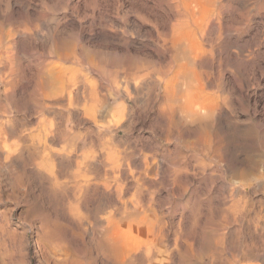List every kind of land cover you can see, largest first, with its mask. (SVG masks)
Segmentation results:
<instances>
[{
	"label": "rangeland",
	"instance_id": "374dc122",
	"mask_svg": "<svg viewBox=\"0 0 264 264\" xmlns=\"http://www.w3.org/2000/svg\"><path fill=\"white\" fill-rule=\"evenodd\" d=\"M190 1L193 0H184V5L197 28H191L193 33L188 30L185 40L193 57L201 59H196L194 74H188L190 70L185 66L181 73L174 74L172 90L179 84L182 89L187 80L193 82L191 98L202 104L197 107L210 106L217 112L209 125L183 122L184 113L178 109L174 113L176 121L174 117L171 122L167 110L160 107L167 99L168 78L164 63L162 69L154 61L169 59V54L162 51L160 55L159 49L166 36V24L174 18L172 0H0V264H264V81H253L250 72L254 60L264 71V34L257 30L264 27V0H219L217 6L208 7L211 19L221 6L225 7V20L231 17L227 20L228 30L213 33L214 38L210 36L215 44L219 41L217 45L222 49L215 46L218 52L208 50L210 41H205L200 32L207 14L204 0ZM219 52L222 56H214ZM235 58L243 59L247 66L238 70ZM115 62L122 65L118 67ZM138 70L148 74V81L135 83L133 74ZM179 73L189 79L184 83ZM93 96L102 103L99 112L109 111L107 120L101 119L98 111L97 118L92 114ZM178 98L179 102L185 99L180 95ZM218 128L224 129L219 133ZM53 139L57 143L65 141L67 152L63 151L70 153L69 158L63 153L50 161L44 147ZM106 153H113L117 163H109ZM82 155L94 159V164L78 167L76 162L82 161ZM43 166L53 169L54 176H49ZM112 166L117 168L116 178L110 172ZM112 241L121 245L114 246ZM117 254L122 255L121 260Z\"/></svg>",
	"mask_w": 264,
	"mask_h": 264
},
{
	"label": "bare ground",
	"instance_id": "6f19581e",
	"mask_svg": "<svg viewBox=\"0 0 264 264\" xmlns=\"http://www.w3.org/2000/svg\"><path fill=\"white\" fill-rule=\"evenodd\" d=\"M132 1H134V0H132ZM137 1V0H136ZM165 1V0H164ZM173 1V4L175 5V11H174V18L171 20L170 19V21H169V24H166L167 25V29L166 28H164V30L166 31L165 33H166V36L165 35H161V34H159V35H161L162 37H164L165 36V38L164 39H161L162 40V45L160 46V44H158L157 42H160L159 41V39L158 38H156L158 41L156 42V44H158L159 46H160V48L161 49H159V50H161V53H160V55L162 54V51L164 52V54H169V59L167 60V61H165V59L163 60V61H154V65L156 66V67H161L162 68V66H163V63H164V66H163V68L165 69V73H166V76H167V78H168V82H167V84H168V88H167V95H165L166 97L165 98H167L166 99V101L165 102H163V103H159L160 104V107L162 108V109H165V111H166V113H168V115H170V118L171 119H169V120H171V122L173 121V118L175 117V115L177 114L176 112V110L178 109L179 111L180 110H182L183 111V113H184V115H185V117H184V115H183V117H182V120H183V122H199V123H201V125L203 124V125H209V122H211L213 119H214V117H215V119H216V113H215V111H213V109L212 108H210V106H208V107H204V105L202 106V108L200 107V106H198L197 107V102L196 101H194V100H192V98H191V95H192V93H191V91H192V88H193V86L191 87V84L193 83H190L191 81H189V80H187V84L181 89L180 87L182 86H180V84H179V86L177 85L176 87V90H172L173 88H175V87H173L174 85H173V82L176 80V77L174 76V74L175 75H178V73L177 72H180L181 70H182V68L185 66L186 68H188L189 70H190V72L188 73V74H190L191 72H193V74H194V72L196 71V68H197V66H195L196 65V59H201V58H194L193 57V53H192V48L190 47V45L188 44V42H187V40H185L186 38H185V35H187L188 33V30H190L189 31V33H193V29L191 30V28H193L194 26H193V23L191 22V18H190V16H189V8H187V7H185V3H184V0H172ZM194 1V0H193ZM193 1H190V3H192ZM196 1V0H195ZM121 3H122V1H120ZM141 2V1H140ZM146 2V1H145ZM160 2V1H159ZM158 2V3H159ZM163 2V1H162ZM169 2V1H168ZM199 2V1H198ZM220 1L219 0H204V9H203V7L201 8V10L203 9L204 10V12L205 13H207V9H209L208 7L209 6H217L218 5V3H219ZM226 2V1H225ZM233 2V1H232ZM137 3V2H136ZM158 3H156L157 5H158ZM161 3V2H160ZM172 3V2H171ZM171 3L169 4V5H171ZM175 3H177V4H175ZM144 4V3H143ZM146 4V3H145ZM153 4V3H152ZM167 4V3H166ZM136 5V4H135ZM156 5V6H157ZM162 5V4H161ZM169 5H167V6H169ZM228 5V4H227ZM134 6V5H133ZM143 6V5H142ZM151 6V5H150ZM149 6V7H150ZM173 6V5H172ZM172 6H170V7H172ZM193 6V5H192ZM198 6H199V4H198ZM148 7V6H147ZM155 7V6H154ZM151 8V7H150ZM158 8H160V6L158 7ZM161 8H163V7H161ZM172 8H174V7H172ZM228 8V7H227ZM231 8H233V7H231ZM137 9V8H136ZM143 9V8H142ZM167 9V8H166ZM192 9V8H191ZM216 9V8H215ZM218 9V8H217ZM255 9V8H254ZM135 10V9H134ZM189 10V11H188ZM200 10V9H199ZM225 10V7L224 6H221V7H219V10L218 11H216V14H215V16H214V18L213 19H211V14H209V13H207V14H209L210 16V18L209 17H207V14H204L205 15V20H203V22H202V24H201V27H200V32H201V34H202V37L204 38V40L205 41H210V43H209V47L210 48H208V50L209 51H211L210 49H212V48H214V50H216L215 48H217V47H215V46H218L220 43H219V41L217 42V43H219L218 45H217V43L215 44V42H216V40L214 39L213 40V38H214V36H212V34L213 33H215V32H219V33H217V35L218 34H221V33H223V31L225 30L226 31V29H227V20H228V18H227V20H225V18H224V13H223V11ZM238 10V9H237ZM151 11V10H150ZM155 11H156V7H155ZM168 11V10H167ZM192 11H194L195 12V10L193 9ZM197 11V10H196ZM215 11H213V13L215 12ZM247 11V10H246ZM257 11V10H256ZM134 12V11H133ZM149 12V11H148ZM152 12V11H151ZM171 12H172V10H171ZM199 12V11H198ZM198 12H197V14H198ZM201 12V11H200ZM229 12V11H228ZM233 12V11H232ZM240 12V11H239ZM239 12H237V13H239ZM122 14L124 13L123 11L121 12ZM141 13V12H140ZM139 13V14H140ZM153 13V12H152ZM157 13V12H156ZM165 13V12H164ZM170 13V12H169ZM135 14V13H134ZM138 14V13H137ZM146 14V13H145ZM148 14H150V13H148ZM159 14V13H158ZM157 14V15H158ZM201 14H203V11H202V13ZM226 14V13H225ZM263 14V13H262ZM143 15V14H142ZM166 15V14H165ZM193 16L195 15V14H192ZM199 15V14H198ZM230 15V14H229ZM238 15V14H237ZM240 15V14H239ZM238 15V16H239ZM251 15V14H250ZM257 15V14H256ZM120 16V15H119ZM123 16V15H122ZM149 16V15H148ZM162 16V15H161ZM192 16V17H193ZM263 16V15H262ZM126 17V16H125ZM127 17H128V15H127ZM152 16H150V18H151ZM233 17V16H232ZM119 18H122V17H119ZM149 18V17H148ZM147 18V19H148ZM158 18V17H157ZM194 18V17H193ZM231 18V17H230ZM229 18V19H230ZM234 18V17H233ZM123 19H125V18H123ZM156 19V18H155ZM167 19H169V18H167ZM210 19V20H209ZM151 20V19H150ZM149 20V21H150ZM166 20V19H165ZM242 20V19H241ZM264 20V19H263ZM121 21V20H120ZM151 21H153V20H151ZM159 22H161L160 20H158ZM168 21V20H167ZM230 21V20H229ZM244 21V20H243ZM245 21H246V19H245ZM125 22V21H124ZM128 22V21H127ZM157 22V21H156ZM233 22H235V21H233ZM122 23H123V20H122ZM148 23V22H147ZM236 23H238V22H236ZM247 23V22H246ZM245 23V24H246ZM253 23V22H252ZM124 24V23H123ZM125 24H126V22H125ZM143 24H144V22H143ZM142 24V25H143ZM155 24V23H154ZM156 24H158V23H156ZM162 24H163V22H162ZM262 24V23H261ZM146 25V24H145ZM159 25V24H158ZM248 25V24H247ZM252 25H254V24H252ZM122 26V25H121ZM125 26V25H124ZM144 26V25H143ZM160 26V25H159ZM119 27H120V25H119ZM128 27V26H127ZM149 27V26H148ZM158 27V26H157ZM166 27V26H165ZM231 27V26H230ZM250 27V26H249ZM159 29H160V27H158ZM157 28V29H158ZM195 29L197 28L196 26L194 27ZM234 28V27H233ZM264 28V27H263ZM261 29V28H259L258 27V31L260 32H263V34H264V29ZM121 29V28H120ZM128 29V28H127ZM131 29H134L135 30V28H131ZM131 29H130V31H131ZM156 29V28H155ZM156 29V30H157ZM236 29V28H235ZM126 30V29H125ZM197 30H199V29H197ZM228 30V29H227ZM231 30V29H230ZM256 30V31H257ZM123 31H124V28H123ZM129 30H127V32H128ZM129 31V32H130ZM145 31V30H144ZM149 31V30H148ZM234 31H238V30H234ZM253 31V30H252ZM257 31V32H258ZM137 32V31H136ZM156 32H158V31H156ZM161 32V31H160ZM197 32V31H196ZM231 32V31H230ZM254 32V31H253ZM140 33V32H139ZM147 34H148V32H146ZM145 33V34H146ZM153 33V32H152ZM164 32H162V34H163ZM164 33V34H165ZM229 33V32H228ZM232 33V32H231ZM238 33V32H237ZM246 33V32H245ZM245 33H243V35L245 34ZM255 33V32H254ZM253 33V34H254ZM133 34H136L135 32H133ZM151 34V33H150ZM157 33H156V35H158ZM118 35V34H117ZM120 35V34H119ZM119 35H118V37H119ZM122 35H124V33H122ZM128 34H126L125 36H127ZM137 35V34H136ZM149 35V34H148ZM147 35V36H148ZM224 35H225V33H224ZM227 35V34H226ZM226 35H225V37H226ZM232 35H234V33L232 34ZM144 36H146V35H144ZM196 36V35H195ZM198 36V35H197ZM210 36L211 37H213V38H210ZM248 36V35H247ZM117 37V36H116ZM136 37H138V36H136ZM159 37V36H158ZM187 37V36H186ZM207 37V40L205 39ZM216 37V36H215ZM223 37V36H222ZM236 37V36H235ZM120 38V37H119ZM152 38V37H151ZM190 38V37H189ZM192 38H193V36H192ZM200 38V37H199ZM217 38V37H216ZM121 39V38H120ZM139 39V38H138ZM147 39V38H146ZM218 39V38H217ZM224 39V38H223ZM226 39V38H225ZM233 39V38H232ZM237 39V38H236ZM260 39H262V38H260ZM145 40V39H144ZM220 40V39H219ZM222 40V39H221ZM227 40H228V37H227ZM247 40H249L250 41V39H247ZM125 41H126V39H125ZM129 41V40H128ZM134 41H136L135 40V36H134ZM143 41V40H142ZM141 41V42H142ZM151 41V40H150ZM154 41V40H153ZM226 41V40H225ZM248 41V42H249ZM251 41H252V39H251ZM253 41H254V39H253ZM252 41V42H253ZM256 41V40H255ZM138 42V41H137ZM227 42V41H226ZM229 42V41H228ZM247 42V41H246ZM247 42V43H248ZM261 42V41H260ZM121 43V42H120ZM123 43V42H122ZM121 43V44H122ZM126 43L127 42H125V44L124 45H126ZM143 43V42H142ZM151 43V42H150ZM190 43V42H189ZM232 43V42H231ZM251 43V42H250ZM118 44V43H117ZM120 44V45H121ZM133 44V43H132ZM146 44H147V42H146ZM155 44V43H154ZM203 44V43H202ZM224 44V43H223ZM239 44V43H238ZM244 44V43H243ZM253 44V43H252ZM257 44H258V42H257ZM123 45V46H124ZM204 45H205V43H204ZM229 45V44H228ZM255 45V44H254ZM260 45H262V44H260ZM133 46V45H132ZM148 46V45H147ZM151 46V45H150ZM150 46H148V47H150ZM156 46V45H155ZM159 46H157V47H159ZM220 47H221V45H219ZM219 46H218V48H219ZM235 46V45H234ZM240 46V45H239ZM244 46H246V45H244ZM248 46V45H247ZM247 46H246V48H247ZM258 46V45H257ZM257 46H254V48H257ZM263 46V45H262ZM145 47H146V45H145ZM153 47V46H152ZM264 47V46H263ZM224 48H225V44H224ZM252 48V47H251ZM126 49V48H125ZM205 49V48H204ZM221 49H222V47H221ZM248 49H249V47H248ZM132 50V49H131ZM140 50V49H139ZM146 50V49H145ZM244 50H245V48H244ZM252 50V49H251ZM127 50H125V52H126ZM213 51V50H212ZM211 51V52H212ZM227 51L228 52H230V49L227 47ZM246 51H247V49H246ZM257 51V50H256ZM140 52V51H139ZM214 52V51H213ZM216 52H218V50H216ZM239 52V51H238ZM248 52H249V50H248ZM252 52H253V50H252ZM234 53V52H233ZM244 53V52H243ZM246 53V52H245ZM251 53V52H250ZM255 53V52H254ZM264 53V52H263ZM119 54V53H118ZM118 54H117V57H118ZM127 53H125V55H126ZM131 54V53H130ZM129 54V55H130ZM136 54V53H135ZM144 54V53H143ZM146 54V53H145ZM168 54H167V56H168ZM198 54H200V52H198ZM207 54H209V53H207ZM224 54V53H223ZM226 54H227V52H226ZM235 54H236V52H235ZM249 54V53H248ZM256 54V53H255ZM262 54V53H261ZM121 55V53L119 54V56ZM124 55V54H123ZM132 55V54H131ZM137 55H138V53H137ZM140 55V54H139ZM155 55H156V53H155ZM212 55H213V53H212ZM217 55H219V56H222V55H220V52L218 53V54H214V56H217ZM238 54H236V56H237ZM244 55V54H243ZM258 55V54H257ZM257 55H255V56H257ZM133 56V55H132ZM142 56L143 55H141V58H142ZM146 56H148V54H146ZM149 56H150V53H149ZM209 56V55H208ZM207 56V57H208ZM213 56V57H214ZM226 56V55H225ZM254 56V55H253ZM252 56V57H253ZM259 56V55H258ZM125 57V56H124ZM124 57H122V59L124 58ZM196 57V56H195ZM199 57H201V56H199ZM205 57V56H204ZM206 57V58H207ZM238 57V56H237ZM260 57H262V55L260 56ZM263 57H264V54H263ZM116 58V57H115ZM126 58H128V57H126ZM134 58V57H133ZM132 58V59H133ZM136 58V57H135ZM233 58V57H232ZM117 59V58H116ZM150 59V58H149ZM209 59H210V56H209ZM236 59V58H235ZM258 59L260 60V58L258 57ZM263 59V58H262ZM119 60V59H118ZM121 60V59H120ZM123 60H125V59H123ZM123 60H121L122 62H123ZM126 60H128V62H129V59H126ZM140 60V59H139ZM142 60V59H141ZM144 60H147L148 61V59H144ZM151 60H152V58H151ZM154 60V59H153ZM208 60V59H207ZM237 60V59H236ZM243 60V59H242ZM242 60H240V58L235 62V63H237V67H235V68H239V69H242L245 65H246V63L244 62V61H242ZM247 60V59H246ZM104 61V60H103ZM115 61V60H114ZM215 61V60H214ZM219 61V60H218ZM222 61H224V60H222ZM233 61H235V60H233ZM136 62H138V61H136ZM140 62H142V61H140ZM139 62V63H140ZM201 62V61H200ZM208 62V61H207ZM206 62V63H207ZM209 62H211V61H209ZM249 62V61H248ZM251 62H252V60H251ZM263 62V61H262ZM104 63H106V62H104ZM116 63V64H115ZM114 64L115 65H117L118 66V64L119 65H122L120 62H115ZM151 63H152V61H151ZM198 63H199V61H198ZM205 63V64H206ZM214 63V62H213ZM218 63V62H217ZM226 63V62H225ZM125 64V63H124ZM126 64H128V66L127 67H129V63H126ZM134 64V63H133ZM153 64V63H152ZM152 64H150V65H152ZM186 64H187V66H186ZM204 64V65H205ZM224 64V63H223ZM228 64V63H227ZM132 64H130V66H131ZM137 65H139L138 63H137ZM153 65V66H154ZM200 65V64H199ZM199 65H198V67H199ZM214 65V64H213ZM215 65H216V63H215ZM220 65V64H219ZM222 65V64H221ZM220 65V66H221ZM231 65H233V64H231ZM250 65V64H249ZM107 65H105V67H106ZM202 66V65H201ZM200 66V67H201ZM229 66V65H228ZM234 66V65H233ZM247 66V65H246ZM102 67H104V66H102ZM115 67V66H114ZM119 67V66H118ZM123 67H125L124 65H123ZM146 67V66H145ZM214 67V66H213ZM222 68H223V66H221ZM227 67V66H226ZM230 67V66H229ZM232 67V66H231ZM107 68V67H106ZM131 68V67H130ZM132 68H133V65H132ZM162 68V69H163ZM176 68H179V70H176ZM203 68V67H202ZM247 68V67H246ZM102 69V68H101ZM123 69H125V68H123ZM135 69V68H134ZM204 69V68H203ZM214 69V68H213ZM218 69H219V67H218ZM221 69V68H220ZM220 69H219V71H220ZM238 69V70H239ZM106 70V69H105ZM120 70V69H119ZM129 70V69H128ZM139 70H141V68L139 69ZM136 71V72H134V74H133V80H135L136 82V84H138L141 80H147V78H148V74L147 73H141V71ZM153 71H154V68L152 69ZM227 70V69H226ZM248 70V69H247ZM124 71H126V70H124ZM156 71V70H155ZM198 71V70H197ZM204 71V70H203ZM214 71V70H213ZM223 71H225V70H223ZM232 71H234V70H232ZM241 71V70H240ZM244 71V70H243ZM100 72H101V70H100ZM103 72V71H102ZM107 72V71H106ZM113 72V71H112ZM129 72V71H128ZM131 72V71H130ZM148 72V71H147ZM185 72H186V69H185ZM198 72H202V71H198ZM197 72V73H198ZM209 72V71H208ZM215 72V71H214ZM226 72V71H225ZM227 72H229V71H227ZM248 72V71H247ZM250 72H252V75H253V81H256V82H261V81H264V71H263V69H262V67H261V65L256 61V60H254L253 61V64H252V66H251V71ZM250 72H249V74H250ZM119 73V72H118ZM118 73H117V75H118ZM127 73V72H126ZM181 73V72H180ZM179 73V74H180ZM187 73V72H186ZM206 73H207V71H206ZM220 73V72H219ZM222 73V72H221ZM234 73V72H233ZM244 73V72H243ZM114 74V73H113ZM121 74V73H120ZM123 75H124V73H122ZM153 74V73H152ZM201 74V73H200ZM209 74H210V72H209ZM208 74V75H209ZM230 74V73H229ZM150 76H151V73L149 74ZM155 75V74H154ZM182 75H184V74H180V76L182 77ZM199 75V74H198ZM208 75H206L205 76V78L208 76ZM214 75H216V74H214ZM221 75V74H220ZM219 75V76H220ZM223 75H225V73L223 74ZM244 75V74H243ZM103 76V75H102ZM105 76V75H104ZM113 76H116V74L115 75H112V77ZM179 76V77H180ZM188 76V75H187ZM197 76V75H196ZM196 76H194L195 78H196ZM218 75H217V77H219ZM239 76V75H238ZM78 77H79V75H78ZM124 77V76H123ZM123 77H122V79H123ZM131 76L129 75L128 76V78H130ZM152 77V76H151ZM156 77V76H155ZM179 77H178V79H179ZM184 77V76H183ZM182 77V78H183ZM200 77V76H199ZM198 77V78H199ZM202 77H203V75H202ZM216 76L214 77V78H217ZM222 77V76H221ZM224 77V79H225V76H223ZM244 77H246V76H244ZM250 77V76H249ZM252 77V76H251ZM77 78V77H76ZM87 78V77H86ZM118 78V82H120V75H119V77H117ZM128 78H125V79H127L128 80ZM190 78H191V76H190ZM194 78V79H195ZM201 78V77H200ZM210 78V77H209ZM238 78V77H237ZM248 78V77H247ZM106 79V78H105ZM132 78H130V80H131ZM152 79H154V78H152ZM186 79H189V77H187ZM185 79V77L183 78V81L184 80H186ZM240 79V81H242L241 80V78H239ZM238 79V80H239ZM244 79H246V78H244ZM252 79V78H251ZM251 79H249V82H250V80ZM76 80V79H75ZM79 80V79H78ZM115 79H113V81H114ZM133 80H131V82L133 81ZM157 80H159V79H157ZM196 80V79H195ZM202 80H204V79H202ZM208 79H206V81H207ZM211 80V79H210ZM209 80V81H210ZM218 80V79H217ZM248 80V79H247ZM124 81V80H123ZM148 81V80H147ZM179 81H180V79H179ZM194 81V80H193ZM223 81V80H222ZM222 81H221V83H222ZM245 81V80H244ZM85 82V81H84ZM90 82V81H89ZM97 82V81H96ZM112 82V81H111ZM122 82V81H121ZM120 82V83H121ZM130 82V83H131ZM134 82V81H133ZM182 82V81H181ZM196 82V81H195ZM194 82V84H197V83H195ZM204 82H205V80H204ZM203 82V83H204ZM216 82H218V81H216L215 80V83ZM225 82V81H224ZM223 82V83H224ZM245 82H247V81H245ZM39 83V82H38ZM41 83H43V82H41ZM114 83V82H113ZM126 83V82H125ZM135 83H133V84H135ZM148 83V82H147ZM163 83V82H162ZM176 83H178V82H176ZM180 83V82H179ZM183 83V82H182ZM181 83V84H182ZM184 83H185V81H184ZM219 84H220V82H218ZM254 83V82H253ZM252 83V84H253ZM258 83V84H259ZM40 84V83H39ZM39 84H38V86H39ZM71 84V83H70ZM79 85H80V83H78ZM77 84V85H78ZM129 84V83H128ZM193 84V85H194ZM201 84V83H200ZM210 84H212V83H210ZM226 84V83H225ZM42 85V84H41ZM65 85H66V83H65ZM88 85V84H87ZM97 85V84H96ZM111 85H112V83H111ZM126 85H127V83H126ZM148 85H149V83H148ZM173 85V86H172ZM176 85V84H175ZM204 85H207V82H206V84H203V86ZM217 85V84H216ZM222 85V84H221ZM254 85V84H253ZM58 86H61V85H58ZM83 86H85V85H83ZM89 86V85H88ZM118 86V85H117ZM120 86V85H119ZM118 86V87H119ZM130 86V85H129ZM197 86V85H196ZM195 85H194V87H196ZM212 86V85H211ZM225 86V85H224ZM255 86V85H254ZM63 87V86H62ZM77 87V86H76ZM90 87V86H89ZM110 87V86H109ZM112 87V86H111ZM118 87H116V88H118ZM127 87V86H126ZM125 87V88H126ZM142 87V86H141ZM152 87V86H151ZM200 87H201V85H200ZM208 87V86H207ZM40 88V87H39ZM38 88V89H39ZM87 88V87H86ZM115 88V89H116ZM133 88H135V87H133ZM197 88V87H196ZM199 88V87H198ZM197 88V89H198ZM209 88V87H208ZM212 88V87H211ZM223 88V87H222ZM227 88V87H226ZM41 89V88H40ZM39 89V90H40ZM43 90L45 89V87L44 88H42ZM41 89V90H42ZM47 89V88H46ZM45 89V90H46ZM57 89V88H56ZM61 89V88H60ZM63 89H65L64 87H63ZM63 89H61V90H63ZM76 89V88H75ZM84 89L85 88H83V91H84ZM90 89V88H89ZM98 88H96V90H97ZM114 89V88H113ZM121 89V88H120ZM146 89V88H145ZM177 89H180L179 90V93L181 92V94H178L177 93ZM218 89V88H217ZM41 90H40V92H41ZM52 90V89H51ZM51 90L49 91V92H51ZM58 90V89H57ZM61 90H59V92H61ZM72 90V89H71ZM82 90V89H81ZM184 90H185V92H184ZM204 90V89H203ZM206 90H207V88H206ZM214 90V89H213ZM230 90V89H229ZM98 91V90H97ZM113 91V90H112ZM115 91V90H114ZM117 91V90H116ZM147 91V90H146ZM145 90H144V93L146 92ZM207 91H209V90H207ZM221 91V90H220ZM225 91H227L226 89H225ZM56 92V91H55ZM74 92L76 93V90H74ZM118 92H119V90H118ZM122 92V91H121ZM124 92V91H123ZM127 92H129V91H127ZM140 92V91H139ZM148 92V91H147ZM199 92V91H198ZM203 92V91H202ZM206 92V91H205ZM215 92V91H214ZM218 92V91H217ZM228 92H230V91H228ZM264 92V91H263ZM65 93V92H64ZM68 93V92H67ZM66 93V94H67ZM71 93V92H70ZM84 93V92H83ZM99 93V92H98ZM97 93V94H98ZM100 93L102 94V92L100 91ZM114 93V92H113ZM131 93V92H130ZM231 93V92H230ZM41 95H43L42 93H40ZM48 95H50L49 93H47ZM96 94V95H97ZM119 94V93H118ZM146 94V93H145ZM150 94V93H149ZM153 94V93H152ZM159 94V93H158ZM160 94H161V92H160ZM183 94H184V96H183ZM194 94V93H193ZM219 94V93H218ZM217 93H216V95H218ZM47 95V96H48ZM79 95V94H78ZM117 95V94H116ZM123 95V94H122ZM147 95V94H146ZM145 95V96H146ZM155 95V94H154ZM180 95V98L182 97V99L183 98H185L184 100H182L181 102H179L180 100H179V98H178V96ZM221 95H222V93H221ZM224 95V94H223ZM55 96V95H54ZM61 96V95H60ZM75 96V95H74ZM82 96V95H81ZM90 96L92 97V95L90 94ZM89 96V97H90ZM125 97H126V95H124ZM128 96V95H127ZM130 96V95H129ZM149 96V95H148ZM164 96V95H163ZM41 97V96H40ZM52 97V96H51ZM50 96L49 97H47V98H50L51 100H52V98H51ZM58 97V96H57ZM57 97H55V98H57ZM85 97V96H84ZM83 97V98H84ZM94 97V96H93ZM98 97V96H97ZM107 97V96H106ZM121 97V96H120ZM195 97V96H194ZM219 97H220V95H219ZM230 97H232V96H230ZM43 98H44V96H43ZM43 98H41L42 100H44ZM46 98V99H47ZM54 98V97H53ZM54 98V99H55ZM72 98H74L73 96H72ZM72 98H70V99H72ZM95 98V97H94ZM210 98V97H209ZM61 99V98H60ZM85 99H86V97H85ZM118 99V98H117ZM126 99V98H125ZM143 99H145V98H143ZM199 99H201V97L199 98ZM203 99V98H202ZM217 99H219V98H217ZM228 99V98H227ZM232 99V98H231ZM230 99V100H231ZM42 100H40V101H42ZM51 100H48V101H51ZM115 100V99H114ZM138 100H140V99H138ZM209 100V99H208ZM211 100V99H210ZM230 100H228V101H230ZM60 101V100H59ZM58 101V102H59ZM72 101V100H71ZM88 101V100H87ZM91 101L93 102V105L91 106L92 107V114H94V116H95V118H97V115H96V113H97V111L99 110L98 108H99V106H101V102H98V101H96V98L95 99H91ZM122 101H123V99H122ZM141 101V100H140ZM203 101V100H202ZM201 101V102H202ZM227 101V100H226ZM232 101V100H231ZM43 102V101H42ZM56 102V101H55ZM62 102V101H61ZM70 102V101H69ZM73 102V101H72ZM72 102H70L69 104H71L72 105ZM75 102V101H74ZM77 102H79V101H77ZM117 102V101H116ZM144 102H146V101H144ZM40 103V102H39ZM60 103V102H59ZM87 103H89V102H87ZM91 103V102H90ZM125 103V102H124ZM138 103H140V102H138ZM150 103V102H149ZM148 103V104H149ZM212 103H213V101H212ZM227 103H229V102H227ZM226 103V104H227ZM231 103V102H230ZM45 104V103H44ZM47 104V103H46ZM83 104H85V101H84V103ZM131 104V103H130ZM199 104H201V103H199ZM198 104V105H199ZM218 104H219V102H218ZM256 104H258V101L256 102ZM42 105V104H41ZM76 105V104H75ZM77 105H79V104H77ZM202 105V104H201ZM217 105V104H216ZM54 106H56V105H54ZM63 106V105H62ZM86 107H87V105H85ZM137 106H140V105H138L137 104ZM142 106H143V104H142ZM142 106H140L139 108H141ZM159 106V105H158ZM228 106V105H227ZM230 106V105H229ZM232 106H233V102H232ZM45 107V106H44ZM69 107H71V106H69ZM68 107V108H69ZM78 107H80V106H78ZM144 107V106H143ZM152 107V106H151ZM204 107V108H203ZM263 107V106H262ZM65 108V107H64ZM81 108H83V107H81ZM80 108V109H81ZM101 108V107H100ZM104 108V107H103ZM148 108V107H147ZM160 108V109H161ZM214 108V107H213ZM225 108V107H224ZM229 108V107H228ZM40 109H42V107L40 108ZM72 109V108H71ZM226 109V108H225ZM255 109V108H254ZM62 110V109H61ZM60 110V111H61ZM74 110V109H73ZM72 110V111H73ZM101 110V109H100ZM103 110V109H102ZM98 111V113H99V117L101 118V119H105V120H107L110 116H109V111L108 110H106L105 112L104 111ZM120 110V109H119ZM124 110V109H123ZM141 110H143V112H144V110L145 109H141ZM149 110V109H148ZM52 111H54V109L52 110ZM81 111V110H80ZM128 111V110H127ZM138 111V110H137ZM147 111V110H146ZM145 111V112H146ZM160 111V110H159ZM176 111V112H175ZM181 111V112H182ZM232 111V110H231ZM254 111V110H253ZM260 111V110H259ZM86 112V111H85ZM113 112V111H112ZM111 112V113H112ZM139 112V111H138ZM164 112V111H163ZM163 112L161 111L160 113H162L163 114ZM232 112H234V111H232ZM41 113V112H40ZM44 113V112H43ZM42 113V114H43ZM72 113V112H71ZM88 113V112H87ZM125 113V112H124ZM159 113V112H158ZM174 113H175V115H174ZM255 113V111L253 112V114ZM259 113V112H258ZM116 114V113H115ZM145 114V113H144ZM165 114V113H164ZM163 114V115H164ZM179 114H180V112H179ZM182 114V113H181ZM180 114V115H181ZM231 114V113H230ZM41 115V114H40ZM72 115V114H71ZM70 115V116H71ZM74 115V114H73ZM81 115V114H80ZM117 115V114H116ZM115 115V116H116ZM126 116H127V114H125ZM130 115V114H129ZM167 115V116H168ZM179 115V116H180ZM219 114H217V116H218ZM77 116V115H76ZM119 116H120V114H119ZM125 116V117H126ZM151 116V115H150ZM160 116V115H159ZM162 116V115H161ZM160 116V117H161ZM232 116V115H231ZM47 117V116H46ZM90 117H92V116H90ZM133 117V116H132ZM169 117V116H168ZM219 117V116H218ZM233 117V116H232ZM254 117V116H253ZM253 117H252V119H253ZM113 118L114 117H112V119L111 120H113ZM130 118V117H129ZM142 118V117H141ZM74 119H75V117H74ZM127 119H128V117H127ZM176 119H177V116L175 117V121H176ZM186 119V120H185ZM262 119H263V117H262ZM45 120V119H44ZM47 120H48V117H47ZM86 120V119H85ZM111 120H110V122H111ZM168 120V119H167ZM179 120V119H178ZM182 120H180V121H182ZM189 120V121H188ZM219 119H217L216 120V122L218 121ZM60 121H61V119H60ZM78 121V120H77ZM88 121H89V119H88ZM99 121H101V120H98V122ZM174 121V122H175ZM221 121V120H220ZM50 122H51V120H50ZM55 122V121H54ZM73 122V121H72ZM107 122V121H106ZM110 122H108L109 124H110ZM171 122H170V124H171ZM173 122V123H174ZM177 122H179V121H177ZM183 122L181 123L182 125H183ZM186 122V123H187ZM40 123V122H39ZM41 123H42V121H41ZM46 123V122H45ZM52 123V122H51ZM93 123V122H92ZM179 123V124H180ZM218 123H220V122H218ZM47 124V123H46ZM107 124V123H106ZM111 124H112V122H111ZM119 124H121L120 122H119ZM178 124V125H179ZM190 123H188L187 125H189ZM196 124H198V123H196ZM195 124V125H196ZM212 123H210V125H211ZM237 124V123H236ZM92 125V124H91ZM105 125V124H104ZM108 125V124H107ZM177 125V124H176ZM182 125H179V127L180 126H182ZM192 125V124H191ZM194 125V126H195ZM215 125V124H214ZM213 125V126H214ZM231 125V124H230ZM42 126V125H41ZM45 126H50V125H45ZM71 126V125H70ZM94 126V125H93ZM97 126V125H96ZM170 126V125H169ZM173 125H171V127H172ZM184 126H186V124L184 125ZM184 126H182V127H184ZM197 126V125H196ZM195 126V127H196ZM199 126H200V124H199ZM225 126H227V125H225ZM43 127V126H42ZM51 127V126H50ZM176 126H174V128H175ZM178 127V128H179ZM187 127V126H186ZM222 127V126H221ZM38 128V127H37ZM44 128V127H43ZM75 128V127H74ZM95 128V127H94ZM115 128V127H114ZM126 128V127H125ZM189 129H190V127H188ZM196 128H198V127H196ZM195 128V129H196ZM202 127H200V129H201ZM207 128V127H206ZM215 128H216V125H215ZM48 129V128H47ZM87 129V128H86ZM104 129V128H103ZM110 129V128H109ZM181 129V128H180ZM188 129V130H189ZM210 130H212L213 129V127L212 128H209ZM224 129V128H223ZM223 129H220V130H222L223 131ZM41 130H42V128H41ZM51 130V129H50ZM101 130V129H100ZM126 130H128V129H126ZM215 130V129H214ZM219 130V128H218V130H216V131H220ZM43 131V130H42ZM41 131V132H42ZM91 131V130H90ZM205 131V130H204ZM36 132H37V130H36ZM54 132V131H53ZM50 133V132H49ZM56 133V132H55ZM54 133V134H55ZM124 133V132H123ZM214 133V132H213ZM220 133V132H219ZM218 133V134H219ZM38 134V133H37ZM45 134H46V132H45ZM68 135H69V132L67 133ZM72 133H70V135H71ZM48 135V134H47ZM51 135V134H50ZM81 135V134H80ZM215 135V134H214ZM63 136V135H62ZM73 136H74V134H73ZM73 136H71V137H73ZM85 136H86V134H85ZM48 137V136H47ZM52 137H53V135H52ZM75 137H76V134H75ZM73 138V139H76V138ZM78 137V136H77ZM83 137V136H82ZM114 137V136H113ZM214 137V136H213ZM42 136H39L38 137V140H39V142H42L43 140H42ZM61 138V137H60ZM79 138V137H78ZM220 138V137H219ZM47 139V138H46ZM70 139V138H69ZM72 139V138H71ZM71 139L69 140V141H71ZM64 140H65V138H64ZM63 140V142H65ZM80 141H81V139H79ZM114 140V139H113ZM75 141V140H74ZM8 142V141H7ZM37 142V141H36ZM61 140L57 143V141L55 140V139H53V140H51L50 141V143L48 144L47 142L45 143L46 144V147H44V149H45V151H48V153H47V156H48V158L50 159V161L52 162L53 160H55V159H53V157L55 156V155H57V154H63L64 153V151L63 150H66L67 148H66V145H65V143H63ZM76 142V141H75ZM74 142V143H75ZM110 142V141H109ZM114 143V142H113ZM57 145V147H54V145ZM80 144V143H79ZM84 145V144H83ZM114 145V144H113ZM72 147H75V146H73V144L71 145ZM116 146V145H115ZM71 147V148H72ZM84 147V146H83ZM86 147V146H85ZM92 147V146H91ZM117 147H118V145H117ZM43 149V147H42V150L41 151H43L44 150ZM75 149H76V147H75ZM84 149V148H83ZM82 149V150H83ZM89 149H92V148H89ZM103 149H101V151H102ZM105 151H106V149H104ZM63 151V152H62ZM104 151V152H105ZM108 151V150H107ZM116 151V150H115ZM66 152H67V150H66ZM65 152V153H66ZM82 152V151H81ZM110 152V151H109ZM117 152V151H116ZM64 153V154H65ZM85 152H83V154H84ZM42 154V153H41ZM44 154V153H43ZM70 154V153H69ZM67 155V153H66V155H67V158H69L70 157V155ZM73 154H74V152H73ZM96 154V153H95ZM94 153H93V155H95ZM101 154V153H100ZM117 154V153H116ZM65 155V156H66ZM103 155V154H102ZM106 155L108 156L109 154H107L106 153ZM118 155V154H117ZM119 156V155H118ZM47 158V157H46ZM59 158V157H58ZM81 158V157H80ZM103 158V157H102ZM118 158V157H117ZM134 158V157H133ZM61 159V158H60ZM74 159V158H73ZM97 159V158H96ZM75 160V159H74ZM73 160V161H74ZM82 161H77L76 162V164H77V166L78 167H81L82 165L84 166V164L86 163H93L94 164V159H88V157H87V155L85 156V155H82V159H81ZM89 160H91L92 162H90ZM103 160V159H102ZM106 160V159H105ZM104 160V161H105ZM142 160V159H141ZM144 160V159H143ZM62 161V160H61ZM66 161V160H65ZM103 161V162H104ZM108 161H109V163H112V162H114L115 164L117 163V159L115 158V155L112 153V154H110L109 156H108ZM63 162V161H62ZM68 162H70V161H68ZM106 162V164H107V160L105 161ZM142 162V161H141ZM144 162V161H143ZM149 162V161H148ZM145 163V162H144ZM61 164V163H60ZM85 164V165H86ZM122 164V163H121ZM152 164V163H151ZM63 165V164H62ZM120 165V164H119ZM134 165V164H133ZM156 165V164H155ZM42 166V165H41ZM91 166V165H90ZM99 166V165H98ZM139 166V165H138ZM146 166V165H145ZM149 166V165H148ZM147 166V167H148ZM152 166V165H151ZM39 167V166H38ZM48 167V166H47ZM51 167V166H50ZM63 167H64V165H63ZM69 167V166H68ZM120 167V166H119ZM156 167H157V165H156ZM72 168V167H71ZM129 168V167H128ZM150 168V167H149ZM148 168V169H149ZM121 169V168H120ZM147 169V170H148ZM154 169V168H153ZM39 170V169H38ZM43 170H45L46 171V173H48L49 174V176H54V170L53 169H50V168H46V167H44L43 166ZM73 170V169H72ZM104 170V169H103ZM142 170V169H141ZM145 170V169H144ZM156 170V169H155ZM42 171V170H41ZM44 171V172H45ZM60 171V170H59ZM64 171V170H63ZM81 171V170H80ZM79 171V172H80ZM254 171V170H253ZM252 171V172H253ZM256 171V170H255ZM40 172V171H39ZM110 172L112 173V177L113 178H116L117 177V175H116V172H117V168H114L113 166H112V168H110ZM185 172V171H184ZM245 172V171H244ZM41 173V172H40ZM67 173V172H66ZM98 173V172H97ZM130 173H131V170H130ZM144 173V172H143ZM156 173V172H155ZM182 173V172H181ZM187 173V172H186ZM43 174V173H42ZM45 174V173H44ZM55 174H57V172L55 173ZM79 174H81V172L79 173ZM154 174V173H153ZM185 174V173H184ZM246 174L247 175H249L250 173H247L246 172ZM47 175V174H46ZM58 175V174H57ZM107 175V174H106ZM105 175V176H106ZM130 175V174H129ZM132 175V174H131ZM156 175V174H155ZM252 175V174H251ZM48 176V177H49ZM73 176H75V174L73 175ZM81 176H83V179H84V174L83 175H81ZM88 176V175H87ZM118 176H119V174H118ZM122 176V175H121ZM133 176V175H132ZM187 176V175H186ZM253 176V175H252ZM47 177V176H46ZM91 177V176H90ZM140 177V176H139ZM158 177H159V175H158ZM256 177V176H255ZM72 178V177H71ZM75 178H77V177H75ZM74 178V179H75ZM78 178L80 179V176H78ZM85 178H86V176H85ZM134 179H135V176L133 177ZM145 178V177H144ZM147 178V177H146ZM50 179V178H49ZM53 178H51V181L53 182V180H52ZM121 179V178H120ZM137 179H138V176H137ZM258 179V178H257ZM56 180V179H55ZM80 180H82V179H80ZM107 180V179H106ZM108 180H110V179H108ZM116 180H118V179H116ZM136 180V179H135ZM139 180V179H138ZM138 180H136V181H138ZM151 180V179H150ZM154 180V179H153ZM156 180H157V178H156ZM155 180V181H156ZM78 181V180H77ZM143 181H144V179H143ZM82 182V181H81ZM87 182V181H86ZM136 183H138V182H136ZM96 184V183H95ZM98 184V183H97ZM116 184H118V183H116ZM120 184V183H119ZM142 184H143V182H142ZM103 185H106V184H103ZM121 185V184H120ZM120 185H119V187H120ZM151 185V184H150ZM57 186V185H56ZM55 186V187H56ZM106 186H108V185H106ZM110 186V185H109ZM108 186V187H109ZM77 187V186H76ZM80 187V186H79ZM107 187V188H108ZM111 187V186H110ZM116 187V186H115ZM54 188V187H53ZM98 188V187H97ZM82 189V188H81ZM120 189H122V188H120ZM138 189H140V188H138ZM145 190V189H144ZM150 190V189H149ZM107 191V190H106ZM142 191V190H141ZM118 192H120V191H117V193ZM110 193V192H109ZM111 193H112V191H111ZM115 193V192H114ZM122 193V192H121ZM113 194V193H112ZM135 194V193H134ZM111 195V194H110ZM120 195V194H119ZM119 198V197H118ZM118 198H116V199H118ZM121 199V198H120ZM131 200V199H130ZM121 201V200H120ZM126 201V200H125ZM132 202V201H131ZM120 203V202H119ZM121 205H123V204H121ZM137 206V205H136ZM126 208V207H125ZM134 209V208H133ZM136 210V209H135ZM133 211V210H132ZM134 212V211H133ZM111 218V217H110ZM131 222V221H130ZM135 222H137V221H135ZM106 223H107V221H106ZM114 223H115V221H114ZM134 223V222H133ZM149 223V222H148ZM110 224V226H112V224L111 223H109ZM135 224V223H134ZM145 224V223H144ZM130 226V225H129ZM134 226H136V225H134ZM139 226V225H138ZM144 227V226H143ZM138 228V227H137ZM148 228H149V225H148ZM108 229H109V227H108ZM112 230V229H111ZM151 230V229H150ZM109 231V230H108ZM154 231V230H153ZM150 232H152V231H150ZM127 233V232H126ZM153 233V232H152ZM108 234V233H107ZM106 234V235H107ZM124 235V234H123ZM151 235V234H150ZM156 235H157V233H156ZM149 237V236H148ZM147 237V238H148ZM151 238V237H150ZM107 239V238H106ZM110 239V238H109ZM109 239H108V241H109ZM116 238H114V240H115ZM149 239V238H148ZM158 239V238H157ZM101 240H103V237L101 238ZM119 241H121V239L119 238L118 239ZM117 240V241H118ZM155 240V239H154ZM116 241V240H115ZM110 242V241H109ZM113 242V241H112ZM147 242V241H146ZM153 242V241H152ZM118 243V242H117ZM116 242H115V244L116 245H118ZM124 243V242H123ZM127 243V242H126ZM139 243V242H138ZM109 244V243H108ZM114 244V242H113V245L114 246H116ZM147 244H149V243H147ZM110 245H112V244H110ZM119 245H121V244H119ZM127 245V244H126ZM130 245V244H129ZM128 245V246H129ZM135 245V244H134ZM150 245H151V243H150ZM113 246V250L114 249H116L115 247ZM125 246V245H124ZM133 246V245H132ZM132 246H130V247H132ZM141 246H143V244L141 245ZM108 247V246H107ZM110 247V246H109ZM111 248V247H110ZM109 248V249H110ZM123 248V247H122ZM141 248V247H140ZM144 248V247H143ZM160 248V247H159ZM134 249V248H133ZM138 249V248H137ZM123 250H125V248L123 249ZM139 250V249H138ZM159 251H160V249H158ZM158 250H157V252H158ZM117 251H121V249L120 250H118L117 249ZM116 251V252H117ZM128 251H129V249H128ZM145 251H147V250H145ZM122 252H124V251H122ZM126 252V251H125ZM135 252V251H134ZM111 253H112V250H111ZM118 253V252H117ZM133 253V252H132ZM104 254H105V252H104ZM113 254V253H112ZM126 254V253H125ZM125 254H123V255H125ZM144 254H146V253H144ZM131 254H129V256H130ZM134 255H135V253H134ZM108 257H109V255H107ZM117 256H119V258H118V260H121V257L120 256H122L121 254L119 255V254H117ZM129 256H127V257H129ZM133 256V255H132ZM146 256V255H145ZM126 257V256H125ZM106 258V257H105ZM110 258H113V257H110ZM149 258V257H148ZM147 258V259H148ZM113 260H115V258L113 259Z\"/></svg>",
	"mask_w": 264,
	"mask_h": 264
}]
</instances>
